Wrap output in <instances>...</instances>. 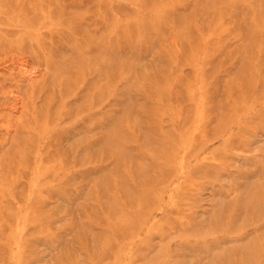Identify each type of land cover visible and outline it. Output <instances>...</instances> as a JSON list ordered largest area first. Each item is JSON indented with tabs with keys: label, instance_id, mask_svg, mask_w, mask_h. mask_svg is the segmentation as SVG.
Here are the masks:
<instances>
[{
	"label": "rangeland",
	"instance_id": "obj_1",
	"mask_svg": "<svg viewBox=\"0 0 264 264\" xmlns=\"http://www.w3.org/2000/svg\"><path fill=\"white\" fill-rule=\"evenodd\" d=\"M12 14L0 36L31 46L27 71L0 64V264H264V0ZM102 40L110 85L57 87L49 63Z\"/></svg>",
	"mask_w": 264,
	"mask_h": 264
},
{
	"label": "bare ground",
	"instance_id": "obj_2",
	"mask_svg": "<svg viewBox=\"0 0 264 264\" xmlns=\"http://www.w3.org/2000/svg\"><path fill=\"white\" fill-rule=\"evenodd\" d=\"M24 1L26 2V0ZM24 1L20 2V0H0V4H4L6 2L5 5L7 7L6 10H2L3 6L2 7L0 6V29L1 30L4 29L3 31L4 33H7L6 29L10 27L9 24L7 25L8 22L2 21L5 16V13L10 14L11 17H13L14 16L12 14L13 7L14 6L17 7L19 5L23 6L25 3ZM71 4H73L71 6L73 7V9H77L80 7L79 4H74V3H71ZM70 15L73 17V19L79 21L81 19L82 13H80L79 11H73ZM96 24H100V21L98 19L94 21L93 23V25H96ZM37 26L39 27V25ZM64 26H67V25H64ZM81 26L82 25H81V20H80V22L76 24L75 26L73 27L67 26V27H70V29L74 33L73 35L84 36L85 30ZM25 38H26V35H22L21 38L14 36L13 34L12 35L9 34L8 37L0 36V64H2V66H5L7 70L11 69L8 67V66H11V64L17 65L23 71H27L29 69L26 58H21L22 55L25 53V51H27L26 47L31 46L25 43L26 42L24 41ZM91 41H92V38H91ZM82 42L83 41L77 42L74 46H72L69 49V52H71V56L68 57V59H65V58L63 59L62 57H60L63 55L60 54V56H57V59L62 58V60L56 63H52V62L49 63L50 65H48L47 68L48 69L52 68V70L54 71L55 80H56L55 83L57 84V87H63L65 90L72 89L77 81H80L81 79L85 78L86 83L79 82V84H81V87H79L77 91L81 93V90L83 89L81 95H83L84 97L82 98H89L92 96L93 92H96V94L97 93L99 94L104 89L102 78L103 80H105L106 86H109L111 83V67L109 65L110 64L109 47L112 50L113 44L112 42H110L109 44L108 42H103L102 40V42H100V45H99L101 52L106 56L108 61L103 56H100V57H97L96 60L89 62L92 58V55H91L92 51L90 52L91 56L89 57V51L85 53L86 48L84 47ZM97 44H98V41H95V40L90 44V46L93 48V51L96 50L95 48L97 47ZM62 47H63V44L54 46V48H52V46L50 47L48 46L47 52L50 56L54 58L53 54L56 53L58 55L59 53L58 50ZM41 48H45V46ZM102 62L105 64V68L103 66L101 67ZM91 73L95 74L96 77H100V78L95 80L96 78L94 77L89 82H87L89 80V74ZM71 92L66 94L64 98L68 99V97H70L72 94ZM63 93H66V92H63Z\"/></svg>",
	"mask_w": 264,
	"mask_h": 264
}]
</instances>
